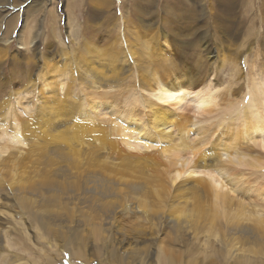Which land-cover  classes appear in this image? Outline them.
Here are the masks:
<instances>
[{
    "label": "rangeland",
    "instance_id": "1",
    "mask_svg": "<svg viewBox=\"0 0 264 264\" xmlns=\"http://www.w3.org/2000/svg\"><path fill=\"white\" fill-rule=\"evenodd\" d=\"M123 34L138 55L132 63ZM249 77L264 84V0H0V264H163L166 251L172 264H264V238L249 243L222 221L212 234L193 232L191 205L181 211L191 199L179 193L194 179L157 196L111 171L122 167L111 153L123 148L113 143L125 127L145 137L162 110L171 112L160 145L176 146L207 91L214 104L199 118L209 130L195 133V148L211 155L226 106L242 100ZM176 84L186 89L179 105H161L149 91ZM235 195L264 207L262 197Z\"/></svg>",
    "mask_w": 264,
    "mask_h": 264
},
{
    "label": "bare ground",
    "instance_id": "2",
    "mask_svg": "<svg viewBox=\"0 0 264 264\" xmlns=\"http://www.w3.org/2000/svg\"><path fill=\"white\" fill-rule=\"evenodd\" d=\"M123 31L126 32L125 29ZM133 34L135 39L139 40V34L137 32H133ZM118 42L120 48L122 49L121 53L125 54V58L129 63H132L133 61H136V59H138L136 51L133 52L132 50V48L134 49V47H132L133 42L131 44L126 35L123 34L122 37L119 36ZM141 43H143V41ZM138 52L140 54L142 53L140 52V48L138 49ZM249 78L250 80L248 81L249 83L247 82V85L252 86L248 88L247 93L242 97V100H236L233 103H228V105L226 106L225 113L227 118H225L227 120L225 122L227 123H225V133L219 140L210 144V148L208 150H212L211 155L201 157L197 154L195 148V143L197 142V138L195 137L196 134L199 132H207L209 130V128H205L203 121L200 120L199 116L203 115V113H205L208 109H211L210 107L214 104L213 97L209 94L208 91L207 93H204L206 92L204 91L203 93L206 95H203V93L202 95L205 97L200 100H194L196 102L194 103L195 109L192 121H195L192 123L191 121L185 120L184 122L183 120V125H181V127L179 126L180 128L177 129L179 134V137H177L179 141L176 146L170 147L171 144L168 143L167 146H169V148L163 149L160 145L162 141L164 142L165 139L169 137L166 134V130L170 127V124H172H169V119L172 117L168 118L171 112L169 113L164 110L166 112L165 114L167 115H163L164 111L162 110L163 112L161 111L159 113V120L154 122L152 126H148L149 133H145V137H140L139 132L126 133L125 130L128 126L125 127L126 129L122 131L124 132V135L119 140V142H121L113 143L115 145L123 144V146L121 145L123 148H119L116 152L119 154L111 153L112 158L119 159L122 162L120 164L122 166L121 168H118V163H115L114 166H111L112 174L116 178L114 180L126 184L136 183L140 185L142 189H144V187L146 186H151L150 188L154 187V189L151 190L158 196L159 194H161V192H165L168 185L171 183L174 184L176 183V181L181 182L194 179L193 184L187 188L186 192L179 193L181 196L189 194V198L191 199L189 203L186 201V204L185 206H182L181 211L189 210V208L187 209V206L191 205V212L188 211L189 214L187 215V217L190 220L191 225L193 226V232L199 234L198 226H200V229L204 230L206 228L205 231L212 234L211 230L214 229L212 230L214 232L217 228H220L219 226L221 225L215 221H222L226 229L234 230V232H232L231 234H238V238H246L247 242L249 238L254 239L252 241H249V243H254L257 241V239L264 238V207L261 208L260 206L258 209H256L257 207L253 206L249 208L250 205L249 203L244 202L245 200H234V198L236 197V193L237 195L242 194L243 197L248 196L252 199L253 197H262L261 199L264 201V110H262V107H264V84H261L260 81V85H257L255 81H257L258 78ZM179 86V84H176L166 88L165 86L156 85V89L154 88L149 91L155 93V99L161 105H179L183 101V97H185L184 94H186V89H183V87L181 88ZM229 90L231 92V89ZM228 96H230L229 91ZM47 98H50V94ZM102 104L103 103L98 102L97 105H93V110L96 109L95 111H99L100 114L101 110L98 108ZM134 113L135 112L133 111L126 113L124 120L128 122L127 120L132 117ZM231 114H235L236 118H229ZM190 125L193 127L189 129V127H191ZM80 130H82V127ZM188 132H190L193 137L189 136ZM78 136L79 135H77L76 138ZM120 136H122V134ZM139 137L143 141H146H138ZM209 138L210 137L204 139L205 142L207 140V144L209 143ZM64 139L66 140L64 141L66 142V144L68 143L69 145V143H72L70 133L66 134V137L62 140ZM212 139L213 138H211L210 142H212ZM147 141L156 143L157 145L149 146V144L146 143ZM101 143H103V140H101ZM101 143H99V145ZM69 148H71L70 145ZM124 151H127V153H120ZM98 160L96 161L98 162ZM99 167L100 166L97 165L96 169ZM159 168L164 169L163 173H160ZM102 169H100L99 171H101ZM93 171H96L97 173L98 169ZM164 174H168L165 176L168 181L161 178ZM109 176L111 177V175ZM238 184L239 186L235 187V185ZM253 187H255V189ZM151 190L143 191V200L148 198L147 195H151ZM177 190H179L178 187ZM124 197L121 199H125ZM136 197H139L138 194ZM141 198L139 197V199ZM206 198H208L209 200H205ZM128 199L132 198L130 197ZM134 199H132L131 201H133ZM175 221L178 223V216L176 217ZM130 223L132 222L130 221ZM215 224H217L218 226ZM129 228H131V226L127 227V229ZM229 244L231 243H226V245L228 246ZM235 249L237 250V247ZM245 249L246 251L248 250L247 248ZM252 251L253 250L250 248L249 253ZM65 253L68 255V258L70 260H74L75 258H77L73 256L72 252L65 251ZM253 253L254 252L250 254ZM94 255L99 256L98 253H95ZM159 260L163 264L173 263L167 251L164 255H162L161 258H159ZM244 264H246V262Z\"/></svg>",
    "mask_w": 264,
    "mask_h": 264
}]
</instances>
